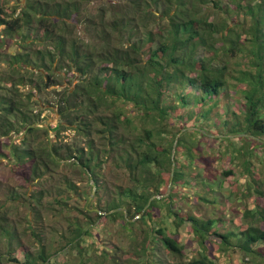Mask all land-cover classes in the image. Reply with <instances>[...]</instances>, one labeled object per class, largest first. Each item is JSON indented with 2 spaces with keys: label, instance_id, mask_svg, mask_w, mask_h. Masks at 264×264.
Listing matches in <instances>:
<instances>
[{
  "label": "trees",
  "instance_id": "1",
  "mask_svg": "<svg viewBox=\"0 0 264 264\" xmlns=\"http://www.w3.org/2000/svg\"><path fill=\"white\" fill-rule=\"evenodd\" d=\"M92 1L0 0V156L31 181L0 200V262L215 264L211 242L264 257V208L226 229L234 171L214 162L264 147V0ZM62 166L94 189L76 214L73 180L50 182ZM252 181L244 195L263 194ZM187 225L199 252L183 260Z\"/></svg>",
  "mask_w": 264,
  "mask_h": 264
},
{
  "label": "rangeland",
  "instance_id": "2",
  "mask_svg": "<svg viewBox=\"0 0 264 264\" xmlns=\"http://www.w3.org/2000/svg\"><path fill=\"white\" fill-rule=\"evenodd\" d=\"M107 1V0H106ZM117 5H123L126 0H112ZM102 4H106L102 0H93L89 6V9L91 10L92 14H97L99 8L102 6ZM53 87L50 88L52 90ZM233 93V91H232ZM231 94V93H230ZM48 97H51V94H47ZM238 96L231 95L229 97V101L231 103V109L234 110H240V106H244V99H237ZM226 101L225 99H222L218 105V107L214 108V113H219L218 111L221 108L224 107ZM213 113V114H214ZM43 117L46 119V123H51V126L53 127L56 123V120L58 119V114L53 109H46L43 111ZM52 137L55 136L54 133L51 134ZM18 134L12 133L9 138H4L3 143H10L13 140L17 138ZM42 138V137H41ZM59 139L63 142H72L79 140L78 135L76 134L75 130L67 129L65 131H62L59 135ZM236 145L238 148H241V152L238 154V158H236V161L232 163L229 160V153H226V156L222 158V161L214 160L215 164L219 167L220 170L223 169H233V174L229 176L225 182L224 186V192L229 195L230 201L232 202L230 204V207L233 208L234 211H230L225 209L223 210L224 213H222L223 216L226 218L232 219L231 222L226 225V229L231 227L238 226L239 228L242 227L245 224H248L244 218L243 214L246 209H256L258 206L261 208H264V147H254L253 153H249L250 146L244 142V140L239 139L236 140ZM2 149L6 154H8L7 146H2ZM227 149V141L226 144L222 146V150L225 151ZM245 161H249L248 163H245ZM9 159L7 158H1L0 156V200L4 201L5 196L4 192L6 191V188L8 187H17L18 189H22L21 186H26L30 184L31 181L25 180L21 175L16 174L13 171L11 163H9ZM249 167L251 171L246 170V167ZM66 174L69 176L73 182L76 184V191H71L69 193H66L67 201H68V207L69 210H66L67 214H76L78 213V210L76 207L81 208L85 202L86 198H89L91 200L94 199V189L91 188L89 184V179L85 174H82L79 172V169L72 167V166H62L57 167L55 169V172L53 173L52 181L57 183L60 176ZM110 174V172H109ZM254 179L257 180L256 187L262 191L263 194H254L255 191L251 193H247L244 195V190L246 189L247 183L252 181ZM29 179V175H28ZM34 183V182H32ZM251 186L253 187V181L251 183ZM32 187H34L32 185ZM35 189V187H34ZM255 189V186L254 188ZM235 198V200H234ZM51 198L46 196L45 201L47 204L48 201H50ZM9 204V203H8ZM229 207V208H230ZM28 207H20V209H27ZM209 210V208H207ZM222 211V210H221ZM104 219V218H103ZM54 222V220L52 221ZM260 225H264L261 223ZM108 226H112L109 224ZM111 228V227H108ZM237 228V229H239ZM235 229V230H237ZM181 240L182 243H185V249H184V255L183 260L191 259L197 255L198 251V244L195 241V239L192 236V233L189 230V226L181 228ZM98 239H102V236H100V232H97ZM88 241H92L91 238H88ZM29 242V240H28ZM97 243V241H96ZM210 251L212 253V258L215 264H264V257L258 255L257 253H249L246 251H243L241 249L232 248V249H224L222 250L220 248V245L218 243L211 242L209 244ZM260 249H263L264 244L260 243ZM264 252V249L262 250ZM17 255L19 258L22 257L20 253ZM59 260L63 261L62 254L59 253ZM0 264H7L6 261L0 262ZM14 264V263H12Z\"/></svg>",
  "mask_w": 264,
  "mask_h": 264
},
{
  "label": "water",
  "instance_id": "3",
  "mask_svg": "<svg viewBox=\"0 0 264 264\" xmlns=\"http://www.w3.org/2000/svg\"><path fill=\"white\" fill-rule=\"evenodd\" d=\"M178 136H179V135H178ZM178 136H177L176 141H175V144H174V151H175V148H176V142H177V140H178Z\"/></svg>",
  "mask_w": 264,
  "mask_h": 264
}]
</instances>
